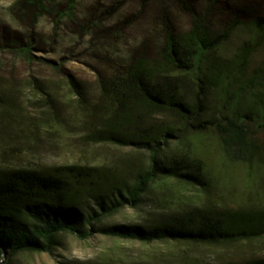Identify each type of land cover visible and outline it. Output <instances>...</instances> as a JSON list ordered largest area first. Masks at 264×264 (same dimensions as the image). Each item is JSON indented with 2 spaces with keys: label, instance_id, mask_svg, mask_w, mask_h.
Wrapping results in <instances>:
<instances>
[{
  "label": "trees",
  "instance_id": "obj_1",
  "mask_svg": "<svg viewBox=\"0 0 264 264\" xmlns=\"http://www.w3.org/2000/svg\"><path fill=\"white\" fill-rule=\"evenodd\" d=\"M43 2L32 4L41 10ZM226 4L227 0H161L155 14L154 32L159 39L155 54L107 62L106 69L96 75L97 94L89 106L82 84L68 80L82 113L81 139L89 145L127 147L132 153L91 165L0 162V259L4 264H11L21 253L53 254L65 233L80 239L103 234L143 243L208 246L264 234L263 209L184 206L165 197L167 192L177 193L186 186L205 188L209 183L205 163L193 144L204 133L213 131L225 152L241 164H250L255 155L264 156L259 135L264 134V56L252 65L255 53L264 46V16L249 21L239 16L214 19L227 11ZM172 7L188 15L186 29L174 26ZM54 13L65 14L66 8L56 7ZM240 29L248 32L246 39L225 53V43ZM30 47L18 34H3L0 39V49L17 59H29ZM2 80L6 77L0 74V110L15 116L13 98L18 88L15 82ZM28 81L33 89L46 93L35 75ZM44 102L50 119L29 122L25 144L46 139L45 131L60 126L56 101L49 96ZM13 129L8 121L0 123L1 150ZM19 145L13 143L15 148ZM140 152L144 158L138 157ZM149 194L153 208L143 215L140 210ZM125 209L138 211L140 221H110ZM67 264L133 263L92 259ZM217 264H264V257Z\"/></svg>",
  "mask_w": 264,
  "mask_h": 264
},
{
  "label": "rangeland",
  "instance_id": "obj_2",
  "mask_svg": "<svg viewBox=\"0 0 264 264\" xmlns=\"http://www.w3.org/2000/svg\"><path fill=\"white\" fill-rule=\"evenodd\" d=\"M33 1L0 0V39L3 34H18L30 43L32 51V56L23 60L0 49V74L6 77L1 82H15L18 88L13 98L16 115L8 116L0 110V123L8 121L14 128V134L4 141L3 152L0 148V162L17 166L91 165L128 156L132 150L127 147L89 145L81 139L82 113L68 80L73 78L82 84L89 106L97 94L96 75L106 69L107 62H125L139 54L153 56L159 47L154 23L161 0H148L145 4L141 0H45L41 10L34 8ZM56 7L66 8V13L55 15ZM225 7L227 11L214 19L239 16L249 21L264 16V0H227ZM171 12L177 29L189 26L187 14L175 7ZM90 19L93 22L87 26ZM247 34L245 29L235 32L225 43L224 52H233ZM263 56L264 46L255 53L252 65ZM32 75L49 95L31 87L28 80ZM49 96L59 107L60 126L50 133L45 131L46 139L37 138V143L25 144L22 141L29 122L49 121L44 102ZM259 135L264 148V134ZM14 142L20 145L15 148ZM193 144L205 163L209 183L205 188L186 186L177 193L167 192L165 197L171 203L264 210V156L255 155L250 164H241L225 152L213 131L197 136ZM23 149L30 150L29 154L22 153ZM137 155L145 157L143 152ZM152 196L149 194L143 202V215L153 208ZM140 219L138 211L125 209L110 221L126 223ZM258 257H264V234L248 241L208 246L143 243L103 234L80 239L65 233L53 254L21 253L13 257L11 264H67L92 259L133 264H217ZM0 264H4L1 259Z\"/></svg>",
  "mask_w": 264,
  "mask_h": 264
}]
</instances>
